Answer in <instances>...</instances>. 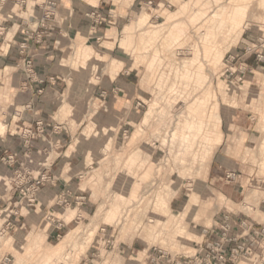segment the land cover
<instances>
[{"label": "rangeland", "instance_id": "rangeland-1", "mask_svg": "<svg viewBox=\"0 0 264 264\" xmlns=\"http://www.w3.org/2000/svg\"><path fill=\"white\" fill-rule=\"evenodd\" d=\"M112 1L121 16L116 19L121 49L115 45L98 56L87 51L81 56L80 48L72 47L56 61L70 65L74 76L116 71L117 61H126V70L140 71L138 88L146 105L129 124L126 139L113 129L96 134L82 124L72 141L81 137L88 162H97L77 182L79 191L86 192L85 220L72 223L48 244L41 232L29 231V237L10 232L0 244V255H10L9 264H157L159 249L192 253L202 229L211 227L220 213L241 211L264 222L257 208L264 199V77L250 84L249 77L257 74L247 66L255 54L264 55V0H157L159 6L149 10L138 0ZM27 2L23 18L38 12ZM184 4L187 8L177 18H169ZM234 6L243 12L235 13ZM142 17L146 19L139 23ZM15 30L6 29L5 46L17 36ZM244 67L247 71L241 72ZM18 74L28 77L24 70ZM8 94L0 89V142L11 139ZM234 112L245 117L249 134L225 132ZM44 154L39 148L17 167L0 161V196L14 191L15 183L20 187L7 212L14 205L24 210L31 205L19 190L25 191V174L42 166L38 157ZM230 169L241 175L235 184L225 182ZM76 216L75 206L68 207L66 221ZM91 230L94 236L88 235ZM71 231L73 238L63 242Z\"/></svg>", "mask_w": 264, "mask_h": 264}, {"label": "crops", "instance_id": "crops-1", "mask_svg": "<svg viewBox=\"0 0 264 264\" xmlns=\"http://www.w3.org/2000/svg\"><path fill=\"white\" fill-rule=\"evenodd\" d=\"M45 1L47 0H29L32 3L30 10L37 11V5ZM52 1L57 4V18L55 22H48V38L43 44L31 46L25 51V54L30 53L34 63L32 80L18 74V69L23 71L21 69L23 56L17 52L18 42L22 40L21 36L16 38L15 43L10 42L5 46L1 42L5 41L4 36L0 35V89L5 93L9 92V107H11V118L7 125L11 139L4 138L0 142V161L5 158L4 155H7L8 151L14 155L16 161L11 165L17 167L18 164H23L25 155L30 156L41 148L45 153L42 157H38L43 160L39 161L42 166L39 169L32 167L25 176L29 179L38 177L47 179L42 182L33 204L25 207V210L22 205L12 206L16 208V215L11 216L13 224L10 232L18 236L19 233H24L26 237H29V231H31L30 235L41 232L46 244L55 237H59V232L67 231L72 223L85 220L83 214L86 215L87 209L84 206H82L84 208L76 206V218L66 221L68 203H72L77 194L85 192L79 191L78 179L82 178L83 173H88V170L97 162H88V155L84 154L82 150L84 143L81 141L68 155L67 150L70 144L77 138L80 140L81 137L78 136L73 141L72 139L82 124H85V127L89 125L90 131L95 130V133L96 131L103 133L101 128L105 127V130L113 129L117 135L121 136V131L125 129L126 124L135 123L138 120L137 115L140 112H135L134 100L140 96L138 86L141 80V78L139 80L140 71L126 70V61H117L119 67L116 71L112 68V72L108 73L102 69L101 73L96 75L85 73L80 76L71 74L73 69L69 67L70 65L64 66L58 63L56 60L59 56L68 53L72 47H76L77 50L80 48L81 56L83 51L98 56L114 48L115 45H119L121 49L122 41L119 43L116 37V19H120L121 16L113 10L112 0H94L96 3L94 5L90 4V0ZM145 1L138 0V5L142 9L149 10L153 9L154 5L159 6L156 4L157 0H153V6L146 7ZM193 1L187 0L186 3L190 4ZM93 6L99 7L102 11L111 12L114 16L112 21L103 24L100 33L102 39L94 45L89 44L90 21L86 19V13ZM185 7L187 8L186 4L178 9V13H171L169 18H177ZM24 9L23 12V7L13 2L6 3L3 8H0V26L6 29L10 27L11 30L17 25L23 28V22L27 21L28 16L23 18L21 15H27L28 2ZM82 60L77 61L78 66H81ZM247 66L248 72L257 74L249 77L250 84L264 77V62L261 63L254 58L248 61ZM90 89V93H87ZM114 89H118V92L113 93ZM103 90L106 91L110 100L106 99L101 105L100 92ZM66 108L70 109V115L65 113ZM78 120L81 123L77 126L75 123ZM231 121V126L224 129L226 133L249 134L250 130L245 125L244 116H238L234 112ZM38 122L42 124H37ZM25 131L28 134L26 139L21 138V134H25ZM11 171H13L12 168ZM14 194L12 188L9 191L5 190L0 196V203L10 204L9 201ZM230 198L232 201L237 200L235 194H232Z\"/></svg>", "mask_w": 264, "mask_h": 264}, {"label": "built area", "instance_id": "built-area-1", "mask_svg": "<svg viewBox=\"0 0 264 264\" xmlns=\"http://www.w3.org/2000/svg\"><path fill=\"white\" fill-rule=\"evenodd\" d=\"M12 2L19 7H25L27 0H0V8H3L6 3ZM153 4V0H146L144 2L146 7H151ZM56 9L57 4L52 0H47L44 3L37 5V14L29 15L27 21L23 22V28L20 27V25H17L14 33L17 34V36L11 37L13 43L16 42V38L18 36H21L22 38V40L18 42L17 52L20 56H23L21 59V67L27 73L29 80H32L34 75V63L30 53L25 54V51L31 46L41 45L46 41L49 36L47 33L49 28L48 22H55L57 18ZM86 17L90 21L89 34L91 40L95 39L96 43H99L102 39L100 33L103 29V24L107 21H112L114 16L111 12L102 11L99 7L93 6L86 13ZM7 33L8 32H6V28L0 26V35L5 34L4 39ZM255 58L259 62H264V55L262 54H255ZM245 71H247L246 67L241 69V72ZM241 81L242 77L238 79V83L240 84ZM40 92L41 90L39 93ZM117 92L118 89L113 90V93ZM107 96L108 94L105 90L100 92V99L102 102L101 105H103L105 100L108 99ZM145 105L146 102L142 99V97L138 96L135 98V112H140L141 109L145 107ZM37 124L42 123L38 122ZM141 124L142 122L137 123L138 126ZM129 128L130 125L126 124L125 129L121 131L122 139L127 138V132ZM104 130L105 127L101 128V131ZM96 133H98V131H96ZM24 135H28L26 134V131ZM29 135H31L30 130ZM14 160L13 154H10L2 159L4 163L6 162L9 165L13 164ZM249 176H252V174ZM17 177H19V174ZM255 177L257 179L256 185H259L261 178H257V174H255ZM240 178L241 175L232 169L225 173V182L227 184H235L240 180ZM26 179L27 182L26 186L24 187L26 189L25 191H23V189L19 190V197L20 195L27 196V198L30 197L31 204H33L36 200V196L39 193L42 182L47 181V179L44 177L32 179L30 186L29 177ZM14 185V191H17L20 187L17 183ZM86 202V192H81L77 194L74 197V201L72 203H68V205L69 207H71V204H73L75 207H82L86 205ZM8 208L9 204H6L5 208L0 209V244L2 239H4L10 233V229L13 224L11 216L16 215V208L12 207V210L7 212ZM257 208L260 213L264 214V199L259 201ZM250 209L255 210L254 208ZM218 216L214 219V224L211 227L202 229L200 241L198 243H194L192 253L173 255L164 253V251L159 249L158 252L161 254L158 258L157 264H264V222H259L257 219L249 217L246 214H241V211H237L236 214L232 213L231 211H226L220 213ZM162 260L163 262H160ZM10 261L11 259L8 253L0 255V264H9ZM165 261H168V263Z\"/></svg>", "mask_w": 264, "mask_h": 264}, {"label": "bare ground", "instance_id": "bare-ground-1", "mask_svg": "<svg viewBox=\"0 0 264 264\" xmlns=\"http://www.w3.org/2000/svg\"><path fill=\"white\" fill-rule=\"evenodd\" d=\"M239 1H242V0H239ZM234 7H236V9H234V11H235V13H241V12H243V8H240V7H238L237 8V6H234ZM199 17V16H198ZM212 17L215 19L216 17H217V15L216 14H214V15H212ZM144 19H146L145 17H142L141 19H140V21H139V23H142L143 22V20ZM184 29V28H183ZM85 56L86 57H89V55H86L85 54ZM82 65V64H81ZM204 99V98H203ZM197 124V123H196ZM195 124V125H196ZM201 124V123H200ZM199 126V125H198ZM201 127V126H200ZM199 129V128H198ZM105 139V138H104ZM107 139V138H106ZM190 140V139H189ZM103 141V140H102ZM191 141V140H190ZM192 143V142H191ZM80 144V140L79 139H77L74 143H73V145L70 147V149H68L67 151V154L69 155L70 154V150H73V149H75L78 145ZM99 150V149H98ZM95 153H96V151H94ZM195 155V154H194ZM136 160V159H135ZM161 210V209H160ZM165 211V210H164ZM111 213H110V215L109 216H112L113 215V210L112 211H110ZM108 214V213H107ZM70 219V218H69ZM195 220V219H194ZM197 220V219H196ZM159 223V222H158ZM181 228H183V227H181ZM92 229V228H91ZM74 234V232L73 231H71L70 233H68L66 236H64V238H63V242H69L72 238H73V235ZM94 234V230H91L90 231V233L88 234L89 236H94L93 235ZM77 235V234H76ZM90 238H92V237H90ZM192 238V237H191ZM195 238V237H194ZM197 238V237H196ZM87 239V238H86ZM190 239V238H189ZM89 242V241H88Z\"/></svg>", "mask_w": 264, "mask_h": 264}]
</instances>
